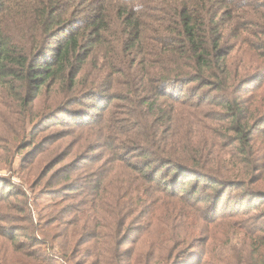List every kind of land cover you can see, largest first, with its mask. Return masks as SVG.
<instances>
[{
  "label": "trees",
  "instance_id": "16d2710c",
  "mask_svg": "<svg viewBox=\"0 0 264 264\" xmlns=\"http://www.w3.org/2000/svg\"><path fill=\"white\" fill-rule=\"evenodd\" d=\"M235 1L0 0V98L32 105L45 89L61 95L53 110L73 120L70 132L91 130L107 148L104 164L71 169L80 171L74 181L66 172L44 183L69 193L67 208L44 223L58 224L60 233L49 237L61 238L60 258L209 264V241L237 238L235 264H248L250 255L264 264V65L244 73L247 66L236 63L247 51L263 59L264 22L236 27L237 16L225 12ZM255 2L239 0L235 10L249 4L264 12V1ZM230 19L234 44L225 43ZM85 98L94 102L87 108L102 111L95 119L69 108ZM29 139L24 133L10 153L14 158L31 146L20 154L21 167L50 154L58 140L35 146ZM95 143L90 151L101 147ZM5 186L0 223L10 208L5 198L25 195ZM26 228L0 225V235L12 243L30 239ZM136 233L137 241L122 249ZM29 243L24 261L59 264L34 248L46 241Z\"/></svg>",
  "mask_w": 264,
  "mask_h": 264
},
{
  "label": "rangeland",
  "instance_id": "374dc122",
  "mask_svg": "<svg viewBox=\"0 0 264 264\" xmlns=\"http://www.w3.org/2000/svg\"><path fill=\"white\" fill-rule=\"evenodd\" d=\"M263 1L264 0H257L255 3L263 4ZM235 2L234 6L228 5L225 12L232 16V20L234 19L233 16H237L234 19L236 27L239 24H241L242 27H247V23L253 26L255 22H264V12L260 10L262 7H254L251 9L249 4H247L235 10V6L239 3V0H236ZM247 13L254 16L248 17ZM232 20L230 19L227 21L229 26V34L225 39V43L227 44H234L236 42V38L232 35L234 33V30L231 29L232 25L234 26ZM240 36L243 39H246L245 36L250 38V36L245 32H243ZM261 38H264V36L262 35ZM255 40L258 42L257 37L253 39V41ZM260 52H262V54L264 53V47L260 49ZM260 54L261 53H259L258 50L255 51V54L251 51L241 52L236 58V63L240 65L245 64L247 69L244 73H251L254 71L253 69L256 64H262V60L264 65V57L262 59ZM261 72H264V70ZM45 90L42 95H38L34 99L31 103L32 105H25L22 103L12 104L15 99L11 96L8 100L3 99L2 97L0 98V181L3 178L5 179L3 182L5 185L6 181L8 183L10 182L16 186V190H20L25 193L24 196H9V198H5L8 199L7 201L9 202L10 208L3 209L2 214L7 217L5 218L6 222L0 223V225L2 227L10 225L13 227H19V229L27 226L26 229L30 236V239L20 236L15 240L16 243H20V246L22 245L20 247L15 242L14 244L0 235V262L2 264H29L27 261L22 259V255L23 252L27 251V245L30 244L29 241L32 239L37 242L46 241L43 246L38 244L34 248L38 249V247H41L42 249H46L50 255H53V257H51L52 261H59V264H70L67 258H60L63 252L62 248L59 249V245L62 246L61 238L59 237L55 239L49 237L52 233H60V229L57 227L58 224L54 223L55 226L53 228V225H51L50 227L44 229V223L51 221L50 216L52 215V212L61 210L62 208H67L68 203L66 201V194L69 193L63 191L55 184L51 187L50 185L46 186L44 183L49 176H53L51 181L53 179L57 180V178L63 176L66 172L70 176V180L68 182L74 181L73 175L80 173L79 170L73 171L74 169L80 167V165L88 164L87 167L82 168V170L84 169L85 171H88L90 168H97L100 164H104V161L107 158L106 146H102V139L91 137V130L87 129L86 132H82L81 130L70 132L74 127L70 124L73 120L66 118L63 113H55L56 110H53V108L58 107V103L56 102L61 95H57V97H55L56 95L51 91L47 95ZM29 95L30 94H28V96ZM92 101L93 99L89 100L85 98L84 100H81V105H73L69 108H73L74 111L86 112L89 119H95L102 111L100 108H87L89 104H91V106L94 104ZM43 114L46 118H39L40 115ZM53 114H56L55 118H52ZM35 115H38V117L36 118ZM36 119L39 122H37ZM24 133L27 139L30 138L29 142L36 143L35 146L40 141L45 142L47 146L52 143L54 139L58 138V140H56L54 148L50 154L40 157L33 165L29 164L26 167H21L20 154L29 152L31 146L22 147V149L14 155V158L10 155V153L12 154L14 149L18 147V142L22 140ZM79 134L81 135L80 137L78 136ZM96 140H100L101 147H98L94 151H90L91 148L97 146L95 145ZM25 144L26 143H24V145ZM8 156L11 157V161L13 162H6ZM31 157L33 156H30L29 158ZM52 157H57V161L56 163H53V166L44 168L41 167L45 161L51 160ZM22 168L29 169L24 170ZM46 168L47 173L46 176L43 177V174L45 173L43 170ZM5 185L2 184V181L0 182V196H8L7 193H5L7 192ZM65 218H67V216H65ZM61 222H65V220ZM30 226H33V231L30 230ZM216 232L218 233L219 231L216 230ZM137 236L138 235L136 233V235L130 237V240L125 241L122 249L124 247H130L133 243H135L137 241L135 237ZM217 236L218 238L220 237L219 234H217ZM209 243V247L212 249L210 262H208L209 264H235L237 255L240 253H238L236 249L233 250V248H237L240 245L241 241L239 239L233 238L232 240H225L224 238L223 240L209 241ZM141 245L142 248H145V243L142 242ZM75 249L81 250L84 248L79 246L78 248L75 247ZM79 259L81 261H85V259L81 257H79ZM248 259V264H258V261H260V258L257 257V255H250ZM196 263H198V261L195 259L192 260L191 258L185 262V264ZM120 264H127V262H120Z\"/></svg>",
  "mask_w": 264,
  "mask_h": 264
}]
</instances>
